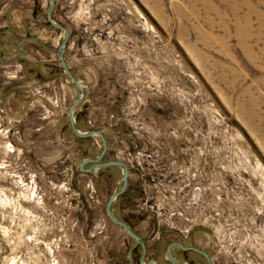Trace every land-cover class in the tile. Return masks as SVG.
I'll return each instance as SVG.
<instances>
[{
  "label": "rangeland",
  "instance_id": "374dc122",
  "mask_svg": "<svg viewBox=\"0 0 264 264\" xmlns=\"http://www.w3.org/2000/svg\"><path fill=\"white\" fill-rule=\"evenodd\" d=\"M28 1L32 31L59 34L51 52L23 54L4 33ZM49 5L0 0V264H140L106 214L122 171L80 170L103 144L71 130L78 93ZM52 17L85 91L79 130L101 131L102 162L130 168L113 210L146 258L168 264V244L196 228L216 264H264V0H56Z\"/></svg>",
  "mask_w": 264,
  "mask_h": 264
},
{
  "label": "water",
  "instance_id": "95a60500",
  "mask_svg": "<svg viewBox=\"0 0 264 264\" xmlns=\"http://www.w3.org/2000/svg\"><path fill=\"white\" fill-rule=\"evenodd\" d=\"M49 1H50V5L48 7L47 16H46L47 21L54 28L64 32V39H63L61 45L56 50V54H57L59 61L61 62L62 70L70 78V80L72 81V83L76 87L77 93H78L76 100L72 103V105L69 108V112H68L71 130L74 133V135H76L77 137L82 138V139H88V138H91L94 136H98L101 139L102 144H103V149L96 158H86L80 162V170L84 171V172H90L92 174H98L99 170H101V169L104 170V169L109 168V167H115V168H119L122 170V174H123L122 187L119 190H117L111 194V196L107 202V205H106V214L115 226H117L129 238H131L135 241L134 248H137L139 246L142 248V254H141L140 262H141V264H146L145 259H146L147 249H146L145 241L133 229H131V227H129V225H127V223H125L122 219L117 217V215L114 213V210H113L115 201L119 197H121L126 192V190L128 188L130 168L126 163L121 162V161H117V160L102 162V160L104 159L105 154L107 152V149H108V143H107V140H106L104 134L101 131L82 132L78 128L77 118L75 116V110L81 104L83 98L85 97V91H84L83 86L81 85L80 81L74 76L73 72L69 68L67 61L65 59V52H66L67 44H68L69 39H70V33L64 26L58 24L57 22H55V20H53L52 16H53V12H54L55 6H56V0H49ZM88 164H91V166L89 168H85V166ZM173 245L174 244L170 245L167 248V257L169 258L171 264H176V260L171 253V249H172ZM130 263L132 264V259H131ZM150 263L159 264L158 261H156L155 259H150L149 264ZM209 263H210V261H209Z\"/></svg>",
  "mask_w": 264,
  "mask_h": 264
},
{
  "label": "flooded vegetation",
  "instance_id": "af4514ba",
  "mask_svg": "<svg viewBox=\"0 0 264 264\" xmlns=\"http://www.w3.org/2000/svg\"><path fill=\"white\" fill-rule=\"evenodd\" d=\"M195 163L198 164L197 161ZM106 169L99 170L98 172L99 175H102L101 173H103ZM128 188H129V185H128ZM128 188L126 192L121 197H119V199H121L127 193ZM186 232L187 234L183 232H182L183 233L182 235L179 234V237H177L174 240V242L168 244L167 246L168 248L170 245L174 244L171 249V253L172 251L175 252L173 257L176 260V264H216L215 260L213 259L211 255L212 252H211V247H210L209 242L199 243V240L196 238V232H197L196 228H193L191 230H186ZM166 253H167V249H166ZM149 260H150L149 258L145 259L146 264H149ZM165 260L168 261V264H171L168 257H166ZM150 264H154V263H150ZM219 264H222V263L219 262Z\"/></svg>",
  "mask_w": 264,
  "mask_h": 264
},
{
  "label": "crops",
  "instance_id": "0c3cea01",
  "mask_svg": "<svg viewBox=\"0 0 264 264\" xmlns=\"http://www.w3.org/2000/svg\"><path fill=\"white\" fill-rule=\"evenodd\" d=\"M31 2H25L22 3V5H18L16 6L20 12L22 13V20L20 23H22L21 26V30L20 31H15V30H6L4 33L6 35H8L10 32L13 34H18L22 36V40L20 41L19 47L21 49H23V54H29L28 52V43H33L34 45H36L37 47H42V48H48V46H52L54 48V44H56V42L59 39V34L56 30L49 28L48 25H39L38 29L36 31H32V21L31 18V13H30V8H32V3ZM28 4V5H27ZM8 3H6L3 7H7ZM13 7V5L11 6ZM14 9V7H13ZM28 9V10H26ZM2 11V10H1ZM0 11V12H1ZM27 13V15H26ZM25 14V16H24ZM21 44L24 45L21 46ZM48 50H50L49 52L53 51L54 49H50L48 48ZM56 53V51H55ZM12 91L14 96H16L17 94V90H14L13 88H10L9 91ZM20 92H22L23 97L26 99L27 98V94H28V90H24V89H19ZM12 102V101H11ZM14 102V101H13ZM25 104L28 103V101L24 102ZM7 105V104H6ZM26 114L28 115V113L26 112Z\"/></svg>",
  "mask_w": 264,
  "mask_h": 264
}]
</instances>
